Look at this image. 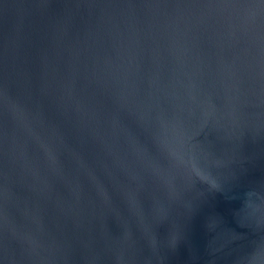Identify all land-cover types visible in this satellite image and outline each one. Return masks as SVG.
Wrapping results in <instances>:
<instances>
[{
	"label": "water",
	"instance_id": "water-1",
	"mask_svg": "<svg viewBox=\"0 0 264 264\" xmlns=\"http://www.w3.org/2000/svg\"><path fill=\"white\" fill-rule=\"evenodd\" d=\"M262 249V0H0V264Z\"/></svg>",
	"mask_w": 264,
	"mask_h": 264
},
{
	"label": "snow or ice",
	"instance_id": "snow-or-ice-1",
	"mask_svg": "<svg viewBox=\"0 0 264 264\" xmlns=\"http://www.w3.org/2000/svg\"><path fill=\"white\" fill-rule=\"evenodd\" d=\"M221 2H231V0H221ZM264 2V0H262ZM260 256L264 257V249L261 250Z\"/></svg>",
	"mask_w": 264,
	"mask_h": 264
}]
</instances>
